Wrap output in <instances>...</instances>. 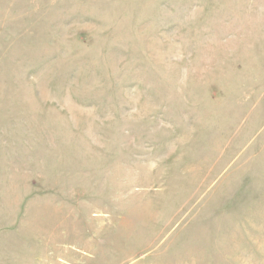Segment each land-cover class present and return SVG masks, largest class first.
I'll use <instances>...</instances> for the list:
<instances>
[{
  "label": "rangeland",
  "instance_id": "rangeland-1",
  "mask_svg": "<svg viewBox=\"0 0 264 264\" xmlns=\"http://www.w3.org/2000/svg\"><path fill=\"white\" fill-rule=\"evenodd\" d=\"M0 264H264V0H0Z\"/></svg>",
  "mask_w": 264,
  "mask_h": 264
}]
</instances>
